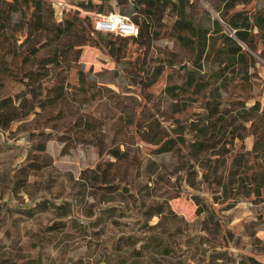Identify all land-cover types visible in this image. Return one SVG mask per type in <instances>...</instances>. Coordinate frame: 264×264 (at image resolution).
<instances>
[{
  "label": "rangeland",
  "instance_id": "rangeland-1",
  "mask_svg": "<svg viewBox=\"0 0 264 264\" xmlns=\"http://www.w3.org/2000/svg\"><path fill=\"white\" fill-rule=\"evenodd\" d=\"M68 1L73 8L67 16H72L78 0ZM135 1L128 0L125 8L108 0L102 14L113 9L132 18L127 13ZM185 7L197 33H185L189 47L175 39L177 15L167 12L150 47L126 38L120 43L124 58L117 63L108 49L86 46L80 62L89 74L87 84L80 83L78 66L69 73L75 105L87 120L104 124L109 142L123 140L122 129L130 133V146L122 144L120 150L133 164L120 193L105 196L92 181L82 179L109 156L92 145H79L65 155L64 144L56 140L47 145L50 166L31 179V187L12 190L32 141L18 125L0 129V264H254L252 259L264 264V175L254 181L229 174L234 160L253 150L255 138L227 136L220 167L215 166L218 156L196 161L188 150L196 140L189 127L199 123L208 102L228 106L242 100L247 107L260 102L264 109L260 36L247 74L219 55L226 50L225 35L238 41L224 18H237L241 12L252 20L264 11V0L240 2L234 9H227L224 0H189ZM96 15L81 11L82 17ZM188 72L196 78L190 81ZM174 87H187L176 90L178 100L171 95ZM179 137L185 145L159 153L166 139ZM256 157L264 160V153ZM38 203L45 205L33 217L22 213ZM63 204L74 210L68 218L59 217L66 209L57 213L53 207ZM109 208L113 212L104 213ZM52 226L64 228L51 235ZM158 239L165 247L161 252L146 245Z\"/></svg>",
  "mask_w": 264,
  "mask_h": 264
},
{
  "label": "trees",
  "instance_id": "trees-1",
  "mask_svg": "<svg viewBox=\"0 0 264 264\" xmlns=\"http://www.w3.org/2000/svg\"><path fill=\"white\" fill-rule=\"evenodd\" d=\"M107 1L100 0L101 4H97L94 0H78V10L72 16H67L70 11L68 9L64 19L58 21L50 0H0V129L10 130L18 125V131L27 133L32 141L31 154L27 163L16 173L12 190L31 187V179L50 166L51 160L46 155V150L48 143L55 140L64 144L65 155L79 145H92L100 155L110 157L109 160L102 161L89 176L82 177L92 181L94 188L103 195H114L126 189L121 186V182L128 174L127 167L133 164V159L129 158L127 152H121L120 146H130V133L122 129L124 139L116 142L112 138L109 142L104 124L87 120L75 105L78 100L70 93L68 82L70 71L78 66L79 81L87 84L89 74L80 62L86 46L108 49L117 63L124 58L120 43L126 38L119 37L113 41L108 38L112 34L96 31L95 18L81 16V11L104 13ZM127 1L117 0L118 6L127 8ZM187 1L189 0H136L133 10L125 13L132 17L130 19L139 27L140 34L137 38L130 39L150 47L155 29L164 23L167 12H173L177 15V20L172 33L184 47H189L190 36L185 33H197L193 22L186 16ZM248 1L224 0V3L227 9H234L238 3ZM112 11L110 9L107 14L115 13ZM235 16L237 18H224V21L235 32L238 41L225 35L226 50H220L219 55L225 57L230 65L240 66V72L247 74L254 65L252 52L258 51V36L264 41V11H257L252 20L241 12ZM239 42L248 50H244ZM43 52L44 55H41ZM187 78L191 81L196 75L188 72ZM16 86H20L21 90L16 91ZM183 88L187 87L170 88L171 95L176 98L174 100L179 97L176 90ZM124 113L129 115L126 111ZM189 128L196 134L195 142L188 147L191 158L208 161L210 156H218L215 159L216 167L225 164L221 158L224 157L227 136L241 140L254 137L253 150L240 154L229 169V174L232 179L246 176L254 181L264 175V160L256 157L260 152L264 153V109L260 102L247 107L242 100L231 101L228 106L212 100L208 102L199 123H193ZM236 132L239 135H235ZM183 141L181 137L168 138L159 148V153L172 152L175 147L185 145ZM253 157L254 162L251 161ZM263 183L258 187H262ZM43 205L45 203H38L35 208H27L22 213L33 217L37 208L40 210ZM53 207L57 213L67 210L60 214V218H68L74 211L64 204ZM43 209V212L50 210L49 206ZM105 212L111 213L113 208L104 210ZM63 228L61 230L52 226L48 231L53 235V232L63 231ZM127 240L130 241V238ZM146 245L156 248L157 252L165 249L159 239ZM251 261L258 264L254 259Z\"/></svg>",
  "mask_w": 264,
  "mask_h": 264
},
{
  "label": "built area",
  "instance_id": "built-area-1",
  "mask_svg": "<svg viewBox=\"0 0 264 264\" xmlns=\"http://www.w3.org/2000/svg\"><path fill=\"white\" fill-rule=\"evenodd\" d=\"M55 9L58 21L64 19L65 13L72 8L68 0H50ZM95 29L103 34H112L123 38H137L140 34L139 27L127 16L118 13L95 16Z\"/></svg>",
  "mask_w": 264,
  "mask_h": 264
}]
</instances>
